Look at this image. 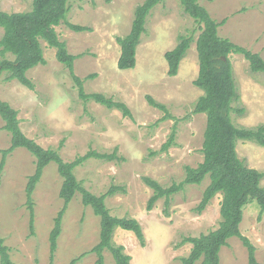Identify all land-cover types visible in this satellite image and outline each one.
Returning a JSON list of instances; mask_svg holds the SVG:
<instances>
[{"label": "rangeland", "instance_id": "374dc122", "mask_svg": "<svg viewBox=\"0 0 264 264\" xmlns=\"http://www.w3.org/2000/svg\"><path fill=\"white\" fill-rule=\"evenodd\" d=\"M144 0H69L66 20L87 30L73 31L65 22L55 27L69 53L78 55L74 73L84 79L86 93L100 92L128 106L131 116L78 95L68 68L56 59L55 48L41 40L45 64L26 72L33 83L30 89L17 80L0 77V98L17 110L24 135L43 148L58 150L61 158L73 161L87 152L114 154L113 158L90 157L74 169L76 179L90 192L106 196L111 215L135 218L142 228L144 244L133 232L115 228L114 245H122L131 264H180L192 246L186 237L206 234L218 227L221 194L217 193L202 211H196L209 183L184 184L165 203L159 198L150 210L147 200L153 193L143 177L167 187L180 183L186 165L202 161L204 113H194L202 90L194 85L198 75L195 39L199 25L186 14L179 0H162L150 11L136 47L133 68L119 69L120 45L117 37L130 31L134 9ZM216 21L217 34L230 39L264 59V0H199ZM32 0H0V10L27 11ZM3 29L0 27V38ZM180 35L194 40L180 61L176 75L167 73L164 57L179 41ZM8 59L13 55L7 53ZM1 59V55H0ZM233 77L242 113L231 112L235 125H264V72L251 71L241 53H231ZM93 77H87L88 75ZM87 77V78H86ZM149 97L164 108L153 106ZM0 117V237L9 255L18 264H48L49 234L54 218L63 205L59 196L62 178L57 165L49 163L32 194L33 228L29 226L26 183L34 173L35 157L18 147L8 153L1 167L2 151L10 146V135L2 128ZM174 131L167 149L162 148ZM236 152L248 167L264 171V146L239 140ZM264 187V177L261 180ZM60 234L52 264H96L90 252L99 241V216L83 205L76 193L62 217ZM240 231L255 246L258 264H264V209L251 200L243 209ZM104 264H116L108 249ZM79 258V259H78ZM195 264H200V260ZM219 264H248V250L239 237H230L219 250Z\"/></svg>", "mask_w": 264, "mask_h": 264}, {"label": "trees", "instance_id": "16d2710c", "mask_svg": "<svg viewBox=\"0 0 264 264\" xmlns=\"http://www.w3.org/2000/svg\"><path fill=\"white\" fill-rule=\"evenodd\" d=\"M161 1L144 0L135 7L130 31L116 39L120 45V55L117 60L119 69H129L135 66L136 47L141 34L145 31L146 18L151 9ZM179 2L184 12L191 16L200 28V33L195 39L199 69L193 83L202 90V94L196 100L193 112L206 115L201 147L203 158L195 167L185 166V177L180 183L164 187L152 178L143 177L145 184L153 191L147 200L146 208L150 210L154 203L162 197L167 204L171 196L184 184H199L205 177H208L209 183L195 209L202 211L209 201L220 193L219 225L206 234L184 238L183 242H189L192 246L189 253L180 258V264H195L199 260L200 264H219V250L227 244L230 237L241 239L248 250V264H258L255 257V246L248 237L241 233L240 223L243 209L251 200L257 201L261 212L264 209V187L261 185L264 171L244 164L237 155L236 143L239 140H245L264 146V125L245 127L235 125L232 121L231 112L242 113L243 109L233 106V103L239 99V93L233 77L230 54H243L249 61L251 71L256 72H264V59L260 54L219 36L217 28L224 21L218 22L211 18L199 0H179ZM68 10L69 0H32L31 9L27 11L0 10V27L3 29L0 38V77L6 73L5 79H15L27 88L33 89V83L27 77L26 72L38 64H45L46 60L41 47V40H43L49 47L55 48L56 59L68 68L81 99L94 100L110 109H118L124 116L130 117L131 112L123 101L115 100L100 92L86 93L84 91V79L77 76L73 70V62L78 55L68 52L66 43L60 40L55 29L61 22H65L71 30L76 32L88 29L82 25L69 23L66 20ZM193 40L192 35H180L178 43L164 53L169 75L177 74L180 61ZM7 53L13 55L14 58L12 60L6 58ZM93 76L90 74L87 77ZM148 101L153 106L164 108L151 97ZM0 117L4 122L2 128L10 135V146L1 150V167L5 156L18 147L27 149L35 157V170L28 177L25 187L30 229L33 228L34 214L32 194L43 169L49 163L54 162L62 178L59 196L63 200V205L54 218V225L49 234L50 261L48 264H52L63 214L76 193L81 195L83 205L90 206L93 213L99 216V241L90 250L97 256L96 264H104L103 251L105 249L111 252L116 264H131L130 256L124 252L122 245L112 243L113 231L115 228L131 231L143 245L144 235L140 224L135 218L117 217L110 214L105 205V198L113 192V189L96 195L84 188L74 174L75 167L85 159L95 157L110 160L114 154L90 151L73 161L66 162L61 158L58 150L43 148L35 140L24 135L19 126L17 110L1 98ZM173 134L174 131L171 132L169 140L162 148L167 149ZM76 261L75 258L70 264ZM0 264H18L11 260L9 248L4 244L2 237H0Z\"/></svg>", "mask_w": 264, "mask_h": 264}]
</instances>
